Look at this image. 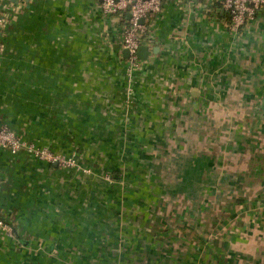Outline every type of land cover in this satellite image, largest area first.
I'll use <instances>...</instances> for the list:
<instances>
[{"label":"crops","instance_id":"1","mask_svg":"<svg viewBox=\"0 0 264 264\" xmlns=\"http://www.w3.org/2000/svg\"><path fill=\"white\" fill-rule=\"evenodd\" d=\"M12 2L0 33L1 125L41 149L58 140L68 156L69 138L102 140L97 164H106L95 166L107 170L125 163L121 153H144L140 164H154L151 151L180 152L187 134L191 160L199 152L204 164H235L230 176L210 180L222 191L215 215L234 223L210 242L217 223L185 208L187 222L172 230L175 217L168 225L157 217L151 231L126 227L130 240L88 242L97 229L85 203H115L110 182L94 189L97 176L0 150V219L11 228L0 227V264H264V15L239 37L228 32L223 12L217 18L168 3L150 30L149 59L130 77L122 21L104 14L102 0ZM142 122H155L147 140ZM150 188L144 183L140 194L122 199L146 201ZM142 213L150 222V212ZM116 230L107 226V237Z\"/></svg>","mask_w":264,"mask_h":264},{"label":"rangeland","instance_id":"2","mask_svg":"<svg viewBox=\"0 0 264 264\" xmlns=\"http://www.w3.org/2000/svg\"><path fill=\"white\" fill-rule=\"evenodd\" d=\"M128 92L129 95L132 94V96L135 93L133 92V88H130ZM155 92L157 91H154V93ZM150 102L151 101H149L148 103ZM152 107L153 106L149 105L147 109L151 110L153 109ZM136 113V109L131 111L132 118H135ZM153 114V111H151L150 116H153ZM138 123L139 120H136V122H134V125ZM154 123L149 124L148 122L145 126L144 122H142L143 126H145V129L143 130L146 137L145 140L151 138L147 137L150 135V133H147L146 130L147 128H149V125H152ZM186 135L187 134L180 136V139H182L181 143L184 146L181 148L180 152L174 153L172 148H164L165 150H153L149 154V157L151 158V156H153L155 158L153 161L154 164H151L150 160L147 161L148 164H140L143 161L142 157L144 153H139L135 158L132 157V159L131 156H128L126 153H121V160H124L125 163L121 164V166H118L114 170L101 169V167L97 168L95 166L97 165L99 167L100 165L106 164H97L99 158L97 150L99 149V146L97 145L100 144L101 146L103 144L102 140L101 142L99 140L98 144V140L96 138L85 136L84 138L80 139V142L78 144H74L72 142L75 139L69 138V145L65 147L73 149V152L70 153L71 156H68L67 153L62 152L65 151L63 148L65 145L64 143L63 145L60 142L54 143L58 142V140H54L51 144H49V147L51 149L49 152L59 159L58 164L62 165L63 168H77L78 170H82L86 176H97L99 181L93 185L94 189L99 190L100 182L101 180H103L105 182H110L112 189L116 191V195L114 196H117V200L115 201V203H112L111 200V203L104 204L102 202L103 199H101L102 197L100 198L101 201H99L102 204L98 203L97 206L92 205V202L85 203V209L89 213V215L87 216L92 217L91 222L92 224H95L93 228L97 229V231L91 235L92 237L87 239L88 242L98 241L99 243H109L108 241L110 238H116L119 241H124L126 239L130 240L131 236L129 235V233H124V229L126 227H128L129 231L131 227L134 228L132 231H130L131 234L133 231L138 230L135 229L136 226H138L140 229L141 227H144L146 225L148 226L147 231H149L153 228V226H156V222L154 220L157 217L164 218L166 220V222L163 221V225H168L167 220L175 217L178 222H176L174 219L173 222H175L176 224H169V226L171 227L170 229L172 230V228H176L178 224L183 225L182 221L187 222V219L182 217L185 208H197L198 210L202 209L203 213L207 216L206 223L209 219H214L213 221L217 223L218 227L213 230L211 234H209L211 235L208 238L210 242H212L216 238L221 239L223 232H226L227 226L232 227L234 220H232L231 217L228 220V218H222L221 216H217L214 213L215 209L221 207L218 205L220 203L219 198H221L222 196V191H216V188H214V184H212L210 180L212 178L221 177L224 174L230 176L236 171L235 164H231V166H228V168L220 166L221 164H204L205 154L199 152H197L194 157L192 156L191 160L190 155H193V153L190 154L187 151L188 137ZM134 141L137 142L136 140ZM60 148H63V150H61ZM135 155L136 153H133V156ZM157 157H159L158 162L156 161ZM130 159L132 161L131 164H126V160ZM79 163L80 165H78ZM81 164L84 167H82ZM95 169H99L97 175L94 174ZM114 171L116 172V177L114 176ZM113 176L119 180V183L121 184L120 186H112L114 182ZM152 177H154V180L159 182V184L153 181L154 184L150 182L151 184L149 185V181L147 179ZM144 183L148 184V186H151L146 201H143L141 199H137L136 201L135 198H133L132 202L130 203L129 200L126 201L122 199L126 193L140 194L142 192V187H144ZM120 195L121 199H119ZM211 196L213 197L211 198ZM159 199L164 200L162 201ZM139 201L141 203V206L139 205ZM109 204H112L113 206L111 209L107 207ZM164 206L165 208H163ZM106 209L107 212L104 211ZM141 209L143 211L145 209V212L146 210L150 212V215H152L150 216V222H142V220H146V216L144 219ZM164 209L165 211L163 212ZM96 214H98L100 217H96ZM95 218H98L101 221V224H108L107 226H111V230H114V227H116L117 234L107 237V226L98 225L100 223L94 222V220H96ZM198 219L201 220L203 218L199 216ZM160 226V228H163L162 225ZM10 229L11 228H9V230ZM102 229L106 231L105 234ZM228 230L230 229L228 228ZM231 232L232 230L230 231V233ZM161 235L165 236V234Z\"/></svg>","mask_w":264,"mask_h":264},{"label":"built area","instance_id":"3","mask_svg":"<svg viewBox=\"0 0 264 264\" xmlns=\"http://www.w3.org/2000/svg\"><path fill=\"white\" fill-rule=\"evenodd\" d=\"M19 1L25 5V0ZM168 3L184 9L200 8L217 18L223 12L226 15L225 26L228 32L239 37L264 15V0H102L104 14L122 21L123 28L119 44L130 52L128 60L130 77L143 68L144 62L138 58L137 52L142 46L148 48L153 46L150 30ZM10 6L15 8L12 0H0V33L5 31L9 24L10 19L5 10ZM141 20H144L143 24L140 23ZM0 150L13 156L26 153L41 161L59 163V159L49 150L38 148L1 124ZM0 227L9 230V226L1 219Z\"/></svg>","mask_w":264,"mask_h":264},{"label":"water","instance_id":"4","mask_svg":"<svg viewBox=\"0 0 264 264\" xmlns=\"http://www.w3.org/2000/svg\"><path fill=\"white\" fill-rule=\"evenodd\" d=\"M14 1L16 2L17 0H14ZM128 17L130 18L131 15L129 14ZM140 23L143 24L144 20H141ZM153 52L157 53L158 48L154 49ZM123 53H124L125 57L129 58L130 52L128 50L124 49ZM149 55H150V50L147 46L140 47L138 52H137L138 58L142 61H147L149 59Z\"/></svg>","mask_w":264,"mask_h":264},{"label":"trees","instance_id":"5","mask_svg":"<svg viewBox=\"0 0 264 264\" xmlns=\"http://www.w3.org/2000/svg\"><path fill=\"white\" fill-rule=\"evenodd\" d=\"M126 75H128L127 69H126ZM135 78L137 79L138 76H136ZM2 151H4V150H2ZM108 153H109V152H108ZM8 154H9L10 156H13V155H11L10 153H8ZM114 155H115V154H113V153L110 154L111 157H114ZM143 157H144V156H143ZM114 172H115V171H114ZM114 176H115V177L117 176V175H116V172L114 173ZM114 176H113V177H114ZM115 177H114L113 179H114V180H118V179H116Z\"/></svg>","mask_w":264,"mask_h":264}]
</instances>
